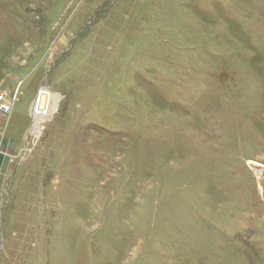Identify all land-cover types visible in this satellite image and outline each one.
<instances>
[{
    "label": "rangeland",
    "instance_id": "rangeland-1",
    "mask_svg": "<svg viewBox=\"0 0 264 264\" xmlns=\"http://www.w3.org/2000/svg\"><path fill=\"white\" fill-rule=\"evenodd\" d=\"M0 264H264V0H0Z\"/></svg>",
    "mask_w": 264,
    "mask_h": 264
},
{
    "label": "built area",
    "instance_id": "built-area-1",
    "mask_svg": "<svg viewBox=\"0 0 264 264\" xmlns=\"http://www.w3.org/2000/svg\"><path fill=\"white\" fill-rule=\"evenodd\" d=\"M5 103V96L3 94L0 95V109L3 107Z\"/></svg>",
    "mask_w": 264,
    "mask_h": 264
}]
</instances>
